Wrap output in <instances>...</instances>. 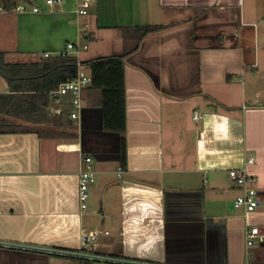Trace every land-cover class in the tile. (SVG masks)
Returning a JSON list of instances; mask_svg holds the SVG:
<instances>
[{
	"label": "crops",
	"instance_id": "crops-1",
	"mask_svg": "<svg viewBox=\"0 0 264 264\" xmlns=\"http://www.w3.org/2000/svg\"><path fill=\"white\" fill-rule=\"evenodd\" d=\"M23 1L39 10H0L7 62L59 54L82 37L110 44L117 30L114 53H122L125 42L132 47L123 28H163L123 59V164L120 134L103 129L100 106L84 93L76 120L64 97L61 127L14 120L59 135L0 133V240L78 249L82 228L97 231V240L109 235L98 227L108 222L118 234L109 244L95 240L97 251L169 264H264V242L247 247L244 238L251 226L264 235V0H116L112 18L105 10L114 4L94 0L88 32L80 30L75 0ZM0 92H7L4 80ZM84 154L93 158L95 180L81 211ZM243 167L257 178L251 212L233 206L242 189L228 171ZM0 264L73 262L0 247Z\"/></svg>",
	"mask_w": 264,
	"mask_h": 264
},
{
	"label": "trees",
	"instance_id": "trees-1",
	"mask_svg": "<svg viewBox=\"0 0 264 264\" xmlns=\"http://www.w3.org/2000/svg\"><path fill=\"white\" fill-rule=\"evenodd\" d=\"M17 0H0V6L12 10ZM161 24L140 25L123 28L124 38L132 37V47L125 42L122 53L96 56L82 62L90 70L91 83L84 88V97L102 109V127L120 134V163L125 160V85L124 57L136 50L147 34L162 29ZM125 41V40H124ZM76 56L56 54L31 62H7L5 52L0 50V80L7 84V92H0V133L36 132L39 136L59 135L53 130L26 126L14 120L61 127V113L48 114L51 92L62 82L77 75ZM6 117H10V120Z\"/></svg>",
	"mask_w": 264,
	"mask_h": 264
},
{
	"label": "built area",
	"instance_id": "built-area-1",
	"mask_svg": "<svg viewBox=\"0 0 264 264\" xmlns=\"http://www.w3.org/2000/svg\"><path fill=\"white\" fill-rule=\"evenodd\" d=\"M63 0H45V4L52 6L62 3ZM94 0H75L76 7L74 12L77 16H87L88 8ZM0 10L2 8L0 7ZM16 12L33 11L37 12L39 7L30 4H17L13 9ZM88 24H81L80 30L86 31ZM80 48L79 41H68L65 48L59 52L60 55L65 56L70 52H77ZM82 48H86L83 45ZM44 57H49V53H44ZM77 75L62 82L55 90L51 92V104L48 107V113L54 115L60 111L63 99L70 96V111L69 117L76 120L79 117L82 108L83 97L82 92L91 83V75L84 70V65L79 59L76 60ZM194 115V119H197ZM83 162L82 168L79 170V184H78V201L81 211H86L89 200V186L95 180V169L93 158L89 154L81 156ZM254 159H247L246 164H253ZM118 172L121 173V168L118 167ZM229 179L242 189V193L236 196L233 200L235 208H243L247 212L255 210L259 204L256 189V176L250 172L247 167L230 169L228 171ZM107 234L108 231H105ZM245 245L251 247L258 242H264V235L260 233L258 226H251L245 230ZM97 231L82 228L80 232L81 245L78 249H62L55 247L33 246L13 241L0 240V247L10 249L27 250L32 249L41 251L49 255L63 257L69 259L73 264H169L164 261H154L141 258L128 257L123 255H115L111 253L101 252L94 249V242L96 240Z\"/></svg>",
	"mask_w": 264,
	"mask_h": 264
},
{
	"label": "rangeland",
	"instance_id": "rangeland-1",
	"mask_svg": "<svg viewBox=\"0 0 264 264\" xmlns=\"http://www.w3.org/2000/svg\"><path fill=\"white\" fill-rule=\"evenodd\" d=\"M108 2L109 3L111 2V4L112 3L114 4L112 6L111 5L110 6H106L107 11L105 10V12L108 13L107 18H110L111 15H112V11L115 12L116 11L115 10L116 9V5L118 6L119 4H117L116 0H108ZM18 4H24V1L23 0H18ZM89 12H90V8H88V15H89ZM88 15L87 16H80L78 19H80L81 22H79L78 24L81 25V24H85L86 23V24H88V27H89L90 20L88 18L89 17ZM75 23H76V21H75ZM88 30L89 29L87 28V32H88ZM121 33H122V31H121ZM112 34H113L112 35L113 36L112 37V40L113 41L111 40L110 41V44H108L107 41H104V40L103 41H100L97 44V43H94L93 40H90V39H87V38L82 37L79 40V44H80L79 50H81L83 52V54H82L81 57H91V56H97V55H105V54H109V53H112V52L114 53V51H116V50H114V43H112V42L115 41L114 36H116V34H120V31H118V30L117 31H112ZM71 41H75V40H71ZM83 45H86L87 48L86 49H83L82 48ZM87 69H88V67L84 65V70H87ZM104 205H105V203H104ZM87 209H89V202H88V208ZM98 227H102L103 229H107L108 230V233L109 232L110 233H109V235H107V236H105L103 238L98 237V239L96 240L97 243L98 242L108 243V242L105 241L106 238H109V239L112 240V239H114L113 237H115L118 234V230L115 229L117 226H111V224L108 223V222H106V225L105 226H98ZM115 242H113V243H115ZM115 246L117 247V245H115ZM116 247L114 249V252L117 250ZM103 248H107V247L103 246ZM116 253H118V252H116Z\"/></svg>",
	"mask_w": 264,
	"mask_h": 264
},
{
	"label": "water",
	"instance_id": "water-1",
	"mask_svg": "<svg viewBox=\"0 0 264 264\" xmlns=\"http://www.w3.org/2000/svg\"><path fill=\"white\" fill-rule=\"evenodd\" d=\"M101 113H102V109H101ZM101 125H102V123H101Z\"/></svg>",
	"mask_w": 264,
	"mask_h": 264
}]
</instances>
